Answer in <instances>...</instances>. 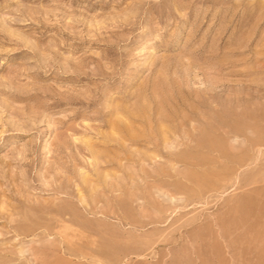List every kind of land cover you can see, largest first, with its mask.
<instances>
[{
    "label": "rangeland",
    "instance_id": "1",
    "mask_svg": "<svg viewBox=\"0 0 264 264\" xmlns=\"http://www.w3.org/2000/svg\"><path fill=\"white\" fill-rule=\"evenodd\" d=\"M0 264H264V0H0Z\"/></svg>",
    "mask_w": 264,
    "mask_h": 264
},
{
    "label": "bare ground",
    "instance_id": "2",
    "mask_svg": "<svg viewBox=\"0 0 264 264\" xmlns=\"http://www.w3.org/2000/svg\"><path fill=\"white\" fill-rule=\"evenodd\" d=\"M215 125H216V123H215ZM219 126V125H218ZM261 126V125H260ZM221 128V127H220ZM250 132V131H249ZM212 134V133H211ZM226 134V133H225ZM199 138V137H198ZM214 139V138H213ZM216 142V141H215ZM244 142V141H243ZM261 142V141H260ZM207 143H208V145H213L214 144V141L213 140H211V141H209V140H207ZM249 143V142H248ZM262 143V142H261ZM231 145V144H230ZM249 145V144H248ZM226 147V146H225ZM232 147H234V146H232ZM235 148H237V147H235ZM211 152V151H210ZM213 152V151H212ZM238 168V167H237ZM210 173V172H209ZM211 174H213V173H211ZM215 179V178H214ZM215 187V186H214ZM213 189V188H212ZM206 190V189H205ZM210 190V189H209ZM218 190V189H217Z\"/></svg>",
    "mask_w": 264,
    "mask_h": 264
}]
</instances>
